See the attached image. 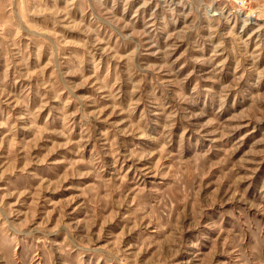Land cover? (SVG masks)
Listing matches in <instances>:
<instances>
[{
	"label": "rangeland",
	"instance_id": "374dc122",
	"mask_svg": "<svg viewBox=\"0 0 264 264\" xmlns=\"http://www.w3.org/2000/svg\"><path fill=\"white\" fill-rule=\"evenodd\" d=\"M0 264H264V0H0Z\"/></svg>",
	"mask_w": 264,
	"mask_h": 264
},
{
	"label": "built area",
	"instance_id": "2783aa9c",
	"mask_svg": "<svg viewBox=\"0 0 264 264\" xmlns=\"http://www.w3.org/2000/svg\"><path fill=\"white\" fill-rule=\"evenodd\" d=\"M238 1H240V0H238Z\"/></svg>",
	"mask_w": 264,
	"mask_h": 264
},
{
	"label": "bare ground",
	"instance_id": "6f19581e",
	"mask_svg": "<svg viewBox=\"0 0 264 264\" xmlns=\"http://www.w3.org/2000/svg\"><path fill=\"white\" fill-rule=\"evenodd\" d=\"M256 21V20H255Z\"/></svg>",
	"mask_w": 264,
	"mask_h": 264
}]
</instances>
